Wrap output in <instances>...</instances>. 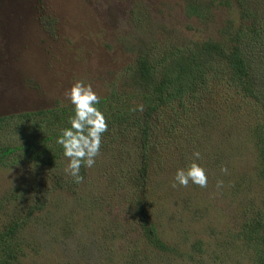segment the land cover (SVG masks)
Instances as JSON below:
<instances>
[{
	"label": "trees",
	"instance_id": "16d2710c",
	"mask_svg": "<svg viewBox=\"0 0 264 264\" xmlns=\"http://www.w3.org/2000/svg\"><path fill=\"white\" fill-rule=\"evenodd\" d=\"M184 3L185 15L205 27L220 8L236 16L224 21L215 37L145 38L127 46L136 52L135 61L96 105L108 130L94 165L106 170L99 182L120 196L115 207L111 197L104 222L87 210L78 222L75 210L56 201L62 195L76 198L79 210L90 196L94 213L105 208L104 196L90 193L94 165L82 164L81 183L65 172L68 160L56 140L70 126L73 105L0 116V170L20 163L27 168L23 183L0 185V264H22L27 253H41L42 264H54L44 253L48 248H67L76 238L81 246L87 232L93 239L82 251L101 264H264V0ZM144 15L135 8L131 23L141 28ZM238 144L252 149L253 165L241 176L219 175L221 193L231 195L227 229L211 233L213 243L193 240L186 229L181 242H167L153 212L163 201L151 185L162 186L156 181L193 162L209 175ZM200 195L205 202V193ZM124 205L127 212L120 210ZM92 224L102 225L92 232ZM172 225L182 228L176 219ZM40 231L44 235L35 241Z\"/></svg>",
	"mask_w": 264,
	"mask_h": 264
},
{
	"label": "rangeland",
	"instance_id": "374dc122",
	"mask_svg": "<svg viewBox=\"0 0 264 264\" xmlns=\"http://www.w3.org/2000/svg\"><path fill=\"white\" fill-rule=\"evenodd\" d=\"M184 4V0H0V116L69 104L64 93L78 80L90 84L100 99L104 98L111 87L120 82L124 69L135 61L137 54L129 52V44H137L145 38L162 42L164 38L177 41L184 36L194 40L215 37L223 22L236 16L234 10L220 8L214 14V22L205 27L185 15ZM135 8L142 15L146 13L139 29L130 19ZM224 127L221 126V130ZM210 139L214 146L219 144L211 136ZM250 150L247 144L227 149V160L208 170L206 188L193 185L174 188V173H167L163 181H156L165 183L162 186L151 185V191L154 189L163 201V206L153 205V212L155 221L159 222L156 226L167 242H181V231L186 229L193 240L209 243L211 233L217 236L227 229L230 208L226 203L231 195L222 194L217 186L220 173L225 175L221 168H227L226 175L241 176L253 165ZM212 159H215L213 155ZM95 165L89 171V187L91 194L104 196L105 208L101 209V214L94 213L96 208L91 206L90 196L85 197V208L79 210L75 207L78 205L76 198L62 195L56 199L66 210H75L78 217L74 218L78 222L86 217L84 212L87 211L104 222L112 205L111 197L114 207L120 202V196L110 191L111 186L99 182L106 170ZM26 172L27 168L21 163L0 170V185L21 184ZM201 191L205 193V202ZM124 209L125 205L120 206L122 212H127ZM149 213L152 214V209ZM175 219L182 228H174L172 221ZM100 225L92 224L90 229L93 232V228ZM43 235L40 231L35 241ZM81 238H84L81 246L76 238L71 239V246L67 248L55 246L44 253L54 259V264H65L67 260L71 264H101L94 261L95 256L90 258V252L82 251L90 247L93 239L90 233ZM27 251L31 252L30 248ZM31 254L20 259L22 264H42L41 253L35 257Z\"/></svg>",
	"mask_w": 264,
	"mask_h": 264
},
{
	"label": "clouds",
	"instance_id": "9594fccd",
	"mask_svg": "<svg viewBox=\"0 0 264 264\" xmlns=\"http://www.w3.org/2000/svg\"><path fill=\"white\" fill-rule=\"evenodd\" d=\"M65 98L73 105L74 115L69 117V127L61 130L56 143L63 148V155L68 160L65 172L71 175L76 183L83 182L79 174L83 166L91 168L95 164V158L99 155L103 133L108 130V125L103 113L96 107L100 103V97L93 91L91 85L83 81H76L69 90H66ZM135 111V109H133ZM142 110V106H141ZM193 155L199 159L200 153ZM221 172L227 173V168L222 167ZM172 187H188L189 183L206 188L208 177L206 171L199 164L193 162L187 169H179L175 173ZM222 181L217 182L221 186Z\"/></svg>",
	"mask_w": 264,
	"mask_h": 264
}]
</instances>
